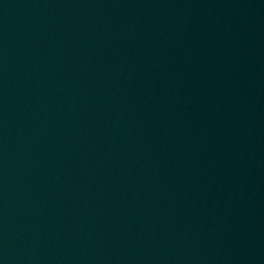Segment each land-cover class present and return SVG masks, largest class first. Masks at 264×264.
<instances>
[{
  "label": "water",
  "instance_id": "1",
  "mask_svg": "<svg viewBox=\"0 0 264 264\" xmlns=\"http://www.w3.org/2000/svg\"><path fill=\"white\" fill-rule=\"evenodd\" d=\"M0 264H264V0H0Z\"/></svg>",
  "mask_w": 264,
  "mask_h": 264
}]
</instances>
